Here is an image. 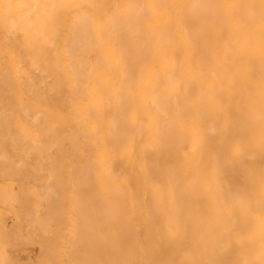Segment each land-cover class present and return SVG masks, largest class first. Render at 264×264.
I'll use <instances>...</instances> for the list:
<instances>
[{
    "label": "bare ground",
    "instance_id": "6f19581e",
    "mask_svg": "<svg viewBox=\"0 0 264 264\" xmlns=\"http://www.w3.org/2000/svg\"><path fill=\"white\" fill-rule=\"evenodd\" d=\"M31 242L264 264V0H0V264Z\"/></svg>",
    "mask_w": 264,
    "mask_h": 264
},
{
    "label": "rangeland",
    "instance_id": "374dc122",
    "mask_svg": "<svg viewBox=\"0 0 264 264\" xmlns=\"http://www.w3.org/2000/svg\"><path fill=\"white\" fill-rule=\"evenodd\" d=\"M10 221V218H8L7 224H9ZM39 251L40 244L38 242L23 243L6 247V253H9L13 260L18 262V264H25L30 261L34 262Z\"/></svg>",
    "mask_w": 264,
    "mask_h": 264
}]
</instances>
